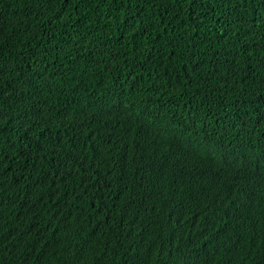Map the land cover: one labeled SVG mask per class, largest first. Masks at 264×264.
Listing matches in <instances>:
<instances>
[{
  "label": "trees",
  "instance_id": "1",
  "mask_svg": "<svg viewBox=\"0 0 264 264\" xmlns=\"http://www.w3.org/2000/svg\"><path fill=\"white\" fill-rule=\"evenodd\" d=\"M0 264H264V0H0Z\"/></svg>",
  "mask_w": 264,
  "mask_h": 264
}]
</instances>
